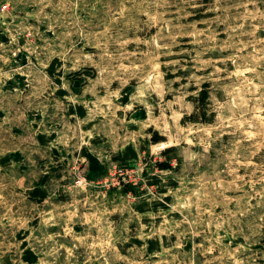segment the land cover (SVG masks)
Wrapping results in <instances>:
<instances>
[{
	"label": "rangeland",
	"instance_id": "1",
	"mask_svg": "<svg viewBox=\"0 0 264 264\" xmlns=\"http://www.w3.org/2000/svg\"><path fill=\"white\" fill-rule=\"evenodd\" d=\"M0 264H264V0H0Z\"/></svg>",
	"mask_w": 264,
	"mask_h": 264
},
{
	"label": "trees",
	"instance_id": "2",
	"mask_svg": "<svg viewBox=\"0 0 264 264\" xmlns=\"http://www.w3.org/2000/svg\"><path fill=\"white\" fill-rule=\"evenodd\" d=\"M170 150V148H166L163 152H168Z\"/></svg>",
	"mask_w": 264,
	"mask_h": 264
}]
</instances>
